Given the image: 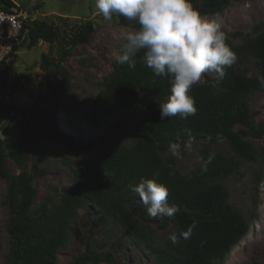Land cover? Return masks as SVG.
<instances>
[{"label":"trees","instance_id":"1","mask_svg":"<svg viewBox=\"0 0 264 264\" xmlns=\"http://www.w3.org/2000/svg\"><path fill=\"white\" fill-rule=\"evenodd\" d=\"M229 2L204 0L195 4L192 0L201 16L219 15ZM0 7L14 5L9 0H0ZM121 22L124 23V18ZM127 24L138 27L131 21ZM30 25L28 39L22 46L30 48L38 41L53 44L61 37V31L52 23L35 20ZM93 30L89 21L78 26L67 37V49L60 51L58 62L61 63L76 46L89 42ZM235 35L239 36V43L229 39L226 43L236 53L237 62L225 68L223 78L212 72L216 75L215 81L193 85L189 95L195 99L197 112L187 119H159L158 104L170 94L168 78L154 76L143 66L139 56L135 68L114 60L110 74L102 80L89 111L83 116L84 122L90 128H97L105 118L134 112L140 117L139 126L128 132V144L110 143L95 157L76 164L70 189L51 207L40 204L33 209L32 181L23 174L10 177L0 140V179L8 181L6 196L10 211L5 264H56L57 255L66 249L73 222L81 210H96L97 220L105 225L114 224L138 241L154 264L223 263L244 239L250 226L244 215L229 202L223 181L240 175L242 163L264 168V157L259 153L262 148L257 149L251 141V138L264 136V127L254 126L249 107V96L264 91L257 81L258 75H264V30L255 35ZM251 60L255 61L254 75L247 72ZM43 62L48 64L45 57ZM49 91L34 100L32 106L21 109L24 142L15 144L18 159L36 137L53 133L48 126L49 114L40 106L45 98L59 93L55 87ZM0 109L11 112L17 108L5 106L0 101ZM62 139L72 150L80 149L78 143ZM177 141L181 146L190 141L201 142L199 151L204 160L215 153L207 172L201 171L202 159L186 175L174 169L173 161L162 154L168 152L170 142ZM219 142L227 145L230 156L213 148ZM141 179H152L168 188L169 205L175 204L180 209L170 217L175 226L172 233L179 237L181 231L195 222L196 228L189 239L181 237L173 244L168 239L170 233L160 244L153 243V229L143 208L132 201L134 193L130 186ZM123 259V264H128L127 254ZM102 262L115 264L108 255L97 254L94 243L88 241L84 252L73 255L68 264Z\"/></svg>","mask_w":264,"mask_h":264},{"label":"rangeland","instance_id":"2","mask_svg":"<svg viewBox=\"0 0 264 264\" xmlns=\"http://www.w3.org/2000/svg\"><path fill=\"white\" fill-rule=\"evenodd\" d=\"M9 1L28 18L52 23L61 31V37L53 44L38 41L30 48H18L1 63L4 66L0 70V101L5 106L17 108L11 112L0 109V140L10 177L23 174L31 179L35 190L33 209L40 204L51 207L59 203L70 189L76 164L95 157L110 143L128 144V132L139 126L140 117L134 112L105 118L97 128L88 127L83 119L101 88L102 80L110 74L111 63L125 42L124 37L135 28L129 26L125 19L122 23L123 17L104 22L95 7V0ZM194 1L201 4L204 0ZM202 17L217 19L227 39L237 44L240 38L235 34L255 35L264 30V0H230L219 15ZM88 21L94 29L89 42L76 46L59 63L60 51L67 49V37ZM44 57L48 64L43 62ZM247 72L256 74L254 60L249 62ZM206 80L215 81L216 75L207 72L198 83ZM51 87L59 93L45 98L40 106L45 114H49L48 126L55 134L36 137L23 157L18 159L15 144L24 142L21 109L32 106L34 100L50 92ZM249 107L254 126L264 127V91L249 96ZM61 137L78 143L80 149L72 150ZM251 141L257 149L262 148L259 153L264 157V136L251 138ZM200 148L201 142L190 141L181 147L180 157H173L169 152L162 156L170 158L174 169L186 175L201 162ZM213 148L224 155H231L223 142ZM239 174L227 177L223 184L228 191L229 202L244 215L250 226L244 239L220 264L264 262V168L242 163ZM7 187L8 181L0 179V264H5L8 252L6 226L10 211ZM132 201L143 208L144 216L153 229V243L160 244L174 231L170 217L161 215L153 218L147 214L138 194L134 193ZM96 215V210L79 212L67 247L58 253L56 264H68L73 255L84 252L88 241L94 243L97 254L108 255L115 264H123L125 254L129 257L128 264H154L138 241L112 223L103 224L95 218Z\"/></svg>","mask_w":264,"mask_h":264},{"label":"clouds","instance_id":"3","mask_svg":"<svg viewBox=\"0 0 264 264\" xmlns=\"http://www.w3.org/2000/svg\"><path fill=\"white\" fill-rule=\"evenodd\" d=\"M95 7L104 22L123 17L138 25L127 32L114 59L120 65L135 68L139 56L154 76L169 79L170 94L158 104L161 121L194 116L195 99L189 95L193 85L207 72L223 78L225 68L237 62L238 57L227 45L221 24L217 19L202 17L192 0H95ZM257 81L264 88V75H258ZM181 147L179 141L170 142L167 150L171 156L180 157ZM214 158L215 153H210L206 160L201 158L202 172H207ZM130 189L138 194L147 214L153 218L171 217L180 211L177 205H169L168 188L155 180L141 179ZM195 228L193 222L179 237L172 233L168 239L173 244L181 237L187 240Z\"/></svg>","mask_w":264,"mask_h":264},{"label":"built area","instance_id":"4","mask_svg":"<svg viewBox=\"0 0 264 264\" xmlns=\"http://www.w3.org/2000/svg\"><path fill=\"white\" fill-rule=\"evenodd\" d=\"M33 21L20 8L0 7V65L28 39Z\"/></svg>","mask_w":264,"mask_h":264}]
</instances>
